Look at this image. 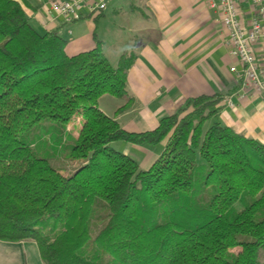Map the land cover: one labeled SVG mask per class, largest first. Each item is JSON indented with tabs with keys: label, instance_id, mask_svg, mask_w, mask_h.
Listing matches in <instances>:
<instances>
[{
	"label": "trees",
	"instance_id": "16d2710c",
	"mask_svg": "<svg viewBox=\"0 0 264 264\" xmlns=\"http://www.w3.org/2000/svg\"><path fill=\"white\" fill-rule=\"evenodd\" d=\"M96 40L69 55L65 37L0 0V240L35 241L44 264H264V143L217 119L221 95L187 99L152 130L125 129L99 100L128 96L136 55L115 65ZM77 116L71 175L20 139ZM164 140L146 170L113 145Z\"/></svg>",
	"mask_w": 264,
	"mask_h": 264
},
{
	"label": "crops",
	"instance_id": "0c3cea01",
	"mask_svg": "<svg viewBox=\"0 0 264 264\" xmlns=\"http://www.w3.org/2000/svg\"><path fill=\"white\" fill-rule=\"evenodd\" d=\"M41 31H56L68 40L66 51L74 55L103 41L105 54L117 65L123 56L136 57L128 71V96H112L100 108L127 130L154 129L161 117L177 112L189 98L221 95L217 119L236 131L264 143V92L248 86L239 60L231 55L227 33L216 0H109L103 11L92 12L89 2L79 19L68 22L51 9L54 0H17ZM93 1V0H92ZM96 1V0H94ZM249 18V4L242 5ZM264 67V46L256 48ZM112 56L115 59H112ZM237 66L238 71L231 68ZM128 105L123 111L119 108ZM123 104L118 103L119 100ZM232 102V104L230 103ZM158 145L113 143L128 152L142 169H149L165 149ZM0 264H44L33 240H0Z\"/></svg>",
	"mask_w": 264,
	"mask_h": 264
},
{
	"label": "built area",
	"instance_id": "2783aa9c",
	"mask_svg": "<svg viewBox=\"0 0 264 264\" xmlns=\"http://www.w3.org/2000/svg\"><path fill=\"white\" fill-rule=\"evenodd\" d=\"M90 1V2H89ZM109 0H54L51 9L62 14L68 22L79 19L81 11L89 2L92 12L103 11ZM243 3L249 4V18L242 14ZM210 6L219 11L227 33L231 55L242 65L245 83L257 92H264V67L256 48L264 46V0H216ZM237 72V66L231 68ZM232 104V102H230Z\"/></svg>",
	"mask_w": 264,
	"mask_h": 264
},
{
	"label": "rangeland",
	"instance_id": "374dc122",
	"mask_svg": "<svg viewBox=\"0 0 264 264\" xmlns=\"http://www.w3.org/2000/svg\"><path fill=\"white\" fill-rule=\"evenodd\" d=\"M112 59H115V57L112 56ZM108 98L110 99L111 95L108 94L105 99L103 98L101 105L107 107L106 104H108L113 109V105L107 101ZM118 103L122 105L123 101L119 100ZM113 107L116 108V105ZM108 111L110 112L109 109ZM83 122V116L75 117L69 124L44 119L31 129L23 132L20 135V139L30 144L40 157L47 159L56 169L66 175H71L76 171L77 166L80 165V161L71 157V149L76 143ZM211 123L212 121L207 122V126ZM198 160L200 164H205L203 159L199 158ZM205 170L207 171V168ZM214 193L215 190L212 187L206 188L201 194L202 203L206 205ZM243 207V204H237L234 207V211L237 212Z\"/></svg>",
	"mask_w": 264,
	"mask_h": 264
}]
</instances>
